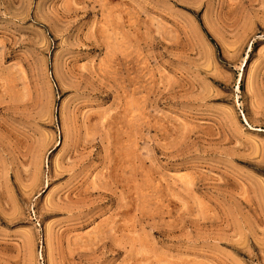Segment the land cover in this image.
<instances>
[{
    "label": "rangeland",
    "instance_id": "374dc122",
    "mask_svg": "<svg viewBox=\"0 0 264 264\" xmlns=\"http://www.w3.org/2000/svg\"><path fill=\"white\" fill-rule=\"evenodd\" d=\"M0 264H264V0H0Z\"/></svg>",
    "mask_w": 264,
    "mask_h": 264
}]
</instances>
